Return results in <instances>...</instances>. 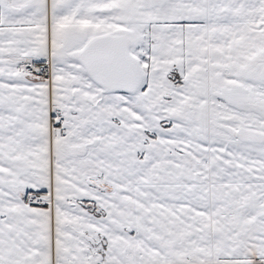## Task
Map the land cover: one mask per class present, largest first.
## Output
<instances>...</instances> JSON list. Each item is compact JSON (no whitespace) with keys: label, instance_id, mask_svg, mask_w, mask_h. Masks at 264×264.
<instances>
[{"label":"snow or ice","instance_id":"6c2138e0","mask_svg":"<svg viewBox=\"0 0 264 264\" xmlns=\"http://www.w3.org/2000/svg\"><path fill=\"white\" fill-rule=\"evenodd\" d=\"M0 264H264V0H0Z\"/></svg>","mask_w":264,"mask_h":264}]
</instances>
